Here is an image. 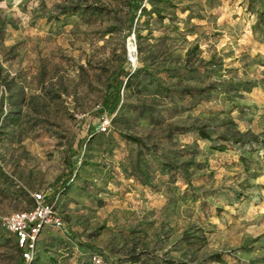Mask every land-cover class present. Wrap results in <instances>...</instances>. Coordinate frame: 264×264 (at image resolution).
<instances>
[{"label": "rangeland", "instance_id": "1", "mask_svg": "<svg viewBox=\"0 0 264 264\" xmlns=\"http://www.w3.org/2000/svg\"><path fill=\"white\" fill-rule=\"evenodd\" d=\"M150 1L0 0V219L82 163L31 264H264V0H157L147 22ZM18 260L0 226V264Z\"/></svg>", "mask_w": 264, "mask_h": 264}, {"label": "built area", "instance_id": "2", "mask_svg": "<svg viewBox=\"0 0 264 264\" xmlns=\"http://www.w3.org/2000/svg\"><path fill=\"white\" fill-rule=\"evenodd\" d=\"M127 59L135 61L137 56L135 34L132 32L125 41ZM109 121L106 117L100 122V130L106 131ZM59 194L51 187L45 191L32 193L33 205L29 208L16 210L0 219V225L10 232L15 239L17 248L25 261H30L36 251L39 233L45 226L63 228V220L57 212ZM264 224V219H263ZM93 264H106L97 253L91 255Z\"/></svg>", "mask_w": 264, "mask_h": 264}, {"label": "trees", "instance_id": "3", "mask_svg": "<svg viewBox=\"0 0 264 264\" xmlns=\"http://www.w3.org/2000/svg\"><path fill=\"white\" fill-rule=\"evenodd\" d=\"M247 7L246 9L248 11H251V7H252V2L253 0H247ZM159 1L157 0H151L149 2V8H147L146 6H141L139 7V16L138 18L142 17V16H146L147 17V22L149 21V19L153 16V15H157L159 16L161 14V9L159 7ZM72 11H74L75 9L71 8ZM258 20H257V24L264 26V14L262 11L258 12ZM132 19H134L132 17ZM140 38V36H138ZM140 48V46H139ZM188 53H190V50L187 51ZM138 74L137 71H134L132 73H128L127 74V80L125 83V87L126 86H130L131 85V81L133 80V77L136 76ZM147 75L149 77V80L152 83L157 84L158 86H160L159 84V79L157 76L153 75L151 72H147ZM3 78L2 75V67L0 66V80ZM120 95H119V91H114V93L109 97L106 98L104 100L105 105L102 107L103 109H101L99 112H108L110 115H113L114 113H116L119 110V106H120ZM171 131H178L180 133H187L190 132L193 135L198 136L199 138H203V139H208L211 140L208 133H206L203 129L199 128V127H195V126H189V127H181V126H175L171 128ZM123 138L128 141V142H132L135 143L137 145H141L142 144V140L139 137L127 134V133H122ZM90 138L91 137H85L83 142L85 144V146L88 144V142H90ZM212 142V141H211ZM212 146V148H214L215 150H219V151H224L226 150V146L223 143H211L210 144ZM85 164V163H83ZM82 167V163H80L78 169L76 170L75 174L72 175V172H70V174L68 175V177L61 181V189H54V191L58 194L60 193H66L69 189V183L71 182L73 177L77 176V173L79 171V169ZM1 226V225H0ZM17 247V246H16ZM18 249V248H17ZM19 251V260L15 263V264H31L33 261V257L30 261H25L21 251L18 249ZM35 253V252H34ZM219 255L218 254H213L211 255V258H218ZM131 262H139V258L138 257H133L131 259H129ZM151 260H153L151 262V264H161L160 260L157 258L152 257ZM162 264H174V262L172 260L169 259H164L162 261Z\"/></svg>", "mask_w": 264, "mask_h": 264}]
</instances>
